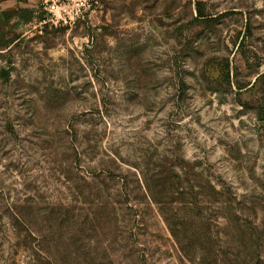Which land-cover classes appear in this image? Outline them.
<instances>
[{"label": "rangeland", "instance_id": "374dc122", "mask_svg": "<svg viewBox=\"0 0 264 264\" xmlns=\"http://www.w3.org/2000/svg\"><path fill=\"white\" fill-rule=\"evenodd\" d=\"M91 3L0 13V264H264V0Z\"/></svg>", "mask_w": 264, "mask_h": 264}, {"label": "trees", "instance_id": "16d2710c", "mask_svg": "<svg viewBox=\"0 0 264 264\" xmlns=\"http://www.w3.org/2000/svg\"><path fill=\"white\" fill-rule=\"evenodd\" d=\"M154 201L162 206V201L160 199H154ZM162 209V208H161ZM163 207V214H164ZM239 208L234 207L232 204L227 209V217L226 220L231 222L232 224H236V228L230 234V246L229 252L244 253L250 260H247V263H257L256 258H258V245H259V228L252 222L251 220H247L241 218L243 215L241 211H238ZM240 212V213H238ZM200 221V222H199ZM210 219L205 216L202 212H200L198 217V223L201 225V234L200 237L197 238L198 252L191 253L188 248V245H191L190 240L186 241V239H180L176 233L172 229L173 236L183 254L192 259H198V264H220L223 261V257L226 258L228 254H224L222 257L221 254H218V249H215L216 243L214 241V235L212 231L206 227L209 226ZM206 228V230L204 229ZM65 245V244H64ZM225 243H223L222 247H224ZM227 247V246H226ZM217 250V251H216ZM80 264V263H77Z\"/></svg>", "mask_w": 264, "mask_h": 264}, {"label": "built area", "instance_id": "2783aa9c", "mask_svg": "<svg viewBox=\"0 0 264 264\" xmlns=\"http://www.w3.org/2000/svg\"><path fill=\"white\" fill-rule=\"evenodd\" d=\"M91 0H41L40 6L46 13V20L42 23H67L74 15L84 16L87 8L91 7Z\"/></svg>", "mask_w": 264, "mask_h": 264}, {"label": "crops", "instance_id": "0c3cea01", "mask_svg": "<svg viewBox=\"0 0 264 264\" xmlns=\"http://www.w3.org/2000/svg\"><path fill=\"white\" fill-rule=\"evenodd\" d=\"M27 2H22L21 0H0V13L6 12V10L14 9V8H22L24 7H34L35 5L32 3H39L41 0H26ZM23 7V8H24Z\"/></svg>", "mask_w": 264, "mask_h": 264}]
</instances>
